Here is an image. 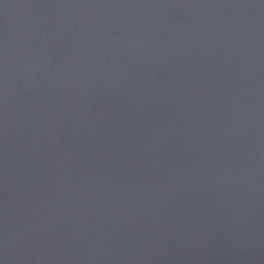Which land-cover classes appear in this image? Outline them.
<instances>
[{
	"label": "water",
	"instance_id": "water-1",
	"mask_svg": "<svg viewBox=\"0 0 264 264\" xmlns=\"http://www.w3.org/2000/svg\"><path fill=\"white\" fill-rule=\"evenodd\" d=\"M0 264H264V0H0Z\"/></svg>",
	"mask_w": 264,
	"mask_h": 264
}]
</instances>
